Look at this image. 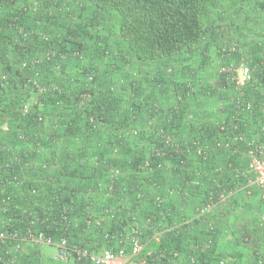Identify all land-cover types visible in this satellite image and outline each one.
Returning a JSON list of instances; mask_svg holds the SVG:
<instances>
[{"label": "trees", "instance_id": "obj_1", "mask_svg": "<svg viewBox=\"0 0 264 264\" xmlns=\"http://www.w3.org/2000/svg\"><path fill=\"white\" fill-rule=\"evenodd\" d=\"M87 6L91 7L88 16ZM207 9L208 0H0V126L7 122L10 127L8 132L0 129V158L23 148V145H11L12 149L2 146L3 143L16 144L18 133L25 131L28 135L35 134L33 140L29 139V149L32 148L29 160L58 161L56 168H26L31 177H59L60 183L54 186H46L44 182L26 184L28 180H25L26 188L39 185L45 188L39 196L21 195L11 186L7 188L19 206L26 209L32 205L37 210V230L56 239L65 230L64 224L58 221L62 206L70 205L66 210L70 218L66 227L69 242L91 250L116 249L118 239L125 237L135 223L146 248L153 241L154 232L161 233L160 240L153 241L155 246L150 254H144L149 264H259V260L264 264V227L257 223L258 213L264 210H259L247 223L241 222L235 230L229 229L223 219L231 213L228 206L205 214L199 220L189 218L209 189L214 188L208 178L216 176L218 181L231 182L226 162L244 166L246 158L240 153L215 149L205 159L191 152L166 158L150 156L154 173L148 178L140 171L139 166L149 154L150 146H159L165 132L173 133L174 142L184 141L181 137L183 115L190 111L200 116L197 115L202 110L199 102L193 111L189 104L183 107L175 102L171 106L176 98H163L168 107L166 113L158 117L153 131H141L138 135L122 133L125 128L142 127L150 115L147 105L151 98L143 90V81H149L155 90L156 85H161L160 92L168 89V84H172V90L178 95L191 89L186 86L187 81H175L181 74L180 68L177 70L174 66L170 73L163 68L159 74H147L148 79L141 75L140 67L152 62L174 65L175 60L193 54L206 33ZM105 16L116 21L122 44L118 48L110 47L104 36L88 30L89 26L101 24L100 19ZM42 32L47 39L40 37ZM262 48L264 43L250 49L256 60ZM48 51L53 55L47 57ZM75 51L80 54L76 55ZM23 62L25 66L21 67ZM56 65L59 70L54 69ZM135 67L140 71L138 79L130 76V69ZM190 70L184 72L185 77ZM34 73H38L40 90L27 80ZM88 73L93 75V84L87 81ZM258 77L264 82V73L261 76L256 73L255 78ZM30 93H37L36 102L27 100ZM245 97L257 102L259 95L248 87ZM26 101L30 110L23 115L19 107ZM39 114L44 116L45 123L56 126L49 129L47 135L42 131L47 124L40 125ZM159 127L165 131L157 134ZM201 127L206 139L202 142L210 146L215 125L206 121L200 126L192 125L191 129ZM55 138L59 145L53 141ZM36 141L53 145L48 157L37 148L35 151ZM112 146L118 149L115 156L111 153ZM101 160L123 170L110 194L106 189L108 166ZM168 161L174 168H167ZM217 163H223V173L213 171ZM157 164L161 167H156ZM194 180L197 185H193ZM169 190L173 193L169 194ZM183 190L188 194L182 196ZM138 192L143 198H137ZM155 194L163 198L162 203L154 201ZM255 196L257 194L248 199L241 196L231 200L232 212L240 214ZM102 204L116 209L114 217L105 219L101 226L86 225L84 211L92 209L97 213ZM5 214L11 217L14 212ZM30 217L16 212L12 225L23 235ZM53 218H56L54 222ZM187 219L190 220L185 222ZM229 236L232 238L227 243L235 247L247 249L248 244L253 243L247 260L243 261L239 254L220 245L221 238ZM28 249L27 253H18L17 264L39 263L36 254Z\"/></svg>", "mask_w": 264, "mask_h": 264}, {"label": "built area", "instance_id": "obj_2", "mask_svg": "<svg viewBox=\"0 0 264 264\" xmlns=\"http://www.w3.org/2000/svg\"><path fill=\"white\" fill-rule=\"evenodd\" d=\"M37 24L39 25V22H37ZM40 37L47 39V35L43 32L40 33ZM259 44H261V42H259ZM75 54L79 55L80 53L75 51ZM46 55L49 57L53 55V52L48 51ZM258 56L259 57L256 60L255 57L247 54L239 42H234L227 48L218 49L212 59V64L215 70L214 73L219 79L216 88H213L212 86L209 88L207 85L210 84L201 83L197 77V73L190 70L186 74L184 81H187L186 86L191 87V89L179 95L174 92V90H171L176 98L174 103H170L171 106L174 105L175 102L176 105L181 104L183 107H186V105L189 104L194 111L199 101H195L196 98L188 97L192 96V94L196 96L197 94L195 93L197 92L200 93L202 97H207L203 98L206 101L214 100V98H208L214 90L218 92H231L233 97L230 98L229 101L223 98H215L217 100H214L215 104L213 105L214 108H212V114L215 116H211L212 118L206 116L207 113L211 111L206 104L201 105L203 112H197V115L200 116H195L196 114L194 115V113L190 111L185 112L182 118L184 127L181 136L184 141L180 143L174 142L172 137L173 133L166 130L167 132L164 133L166 135L161 144L159 146L152 144V146H150L149 154H146L144 162L139 166L142 174L150 178L155 169L154 164H151L150 162V156L166 158L172 154L182 156L184 152H191L197 154V156H202V158L205 159L212 150L224 149L231 153H240L246 158L244 166H237L231 161L226 162V169L231 171V182L224 181L223 183L218 181L216 176L208 178V180L214 183V188L209 189L208 195L202 204L195 208L194 213L189 217L190 219L199 220L205 214L221 211L227 206L229 209L230 201L240 198L241 196L248 199L254 194H257L259 199L264 201V82L261 77L255 78L256 73L260 76L264 73V48L259 51ZM24 66L25 62L21 64V67ZM173 67L174 65L167 64L165 66L166 72L170 73ZM54 69L59 70V66L56 65ZM130 70L131 71L129 72L132 78L138 79L140 77V71L138 68L135 67V69L131 68ZM37 76L38 73H34L33 77L27 78V80L40 90L42 87L39 86ZM2 77L4 78L3 75ZM87 81L92 84L94 83L93 75L91 73H88ZM53 86L57 89L55 85ZM205 86H207V88ZM201 87L204 88L199 91ZM248 87H252L258 93L259 98H257V102L245 97L246 89ZM161 89V85H156V93L158 97H155L156 95L154 98L148 97L151 99H148L149 105L147 106L151 110L144 125L142 127L132 126L129 129L125 128L122 130L124 135H138L141 131L149 132L154 130V125L156 124L158 117L164 115L166 113V108L168 107L164 102V99L159 96V94H161ZM141 98L143 97L141 96ZM19 108L21 114H28L30 104L26 101L22 103ZM256 114L258 116L257 118H255ZM37 119L41 123L40 125L43 126L45 123L44 116L39 114ZM206 121H212L215 125V136L212 138L213 141L210 146L207 142H202V139L206 140L203 138L205 133L203 127L196 128L195 130L191 129L192 125L200 126ZM52 128H56V126L53 125L49 129ZM0 129L8 132L10 127L8 123L5 122L0 126ZM48 130L42 129L46 135L50 133ZM162 131L165 130L159 127L156 132L159 134ZM34 135L35 134L28 135L25 131H20L17 135L18 139L16 144L11 143L10 145H5L6 143H3L2 146L9 149L11 148V145H14V147L23 145V148L20 149L24 150L18 152L20 149H17L16 152L10 153L9 156L0 158V264H17L18 253L21 251L23 252L26 243L33 246H54L55 253L53 259L58 262L72 260L74 264H149L146 261L144 254H150L151 250L147 249L146 244L141 241L140 230L135 223H132L129 232H126L124 235L125 237L118 239L119 246L116 249L103 248L99 251L91 250L77 243L69 242V235L66 227L70 218L69 215L66 214V210L70 209V205L62 206V212L58 221L59 224H64L65 230L63 229L56 239L51 235L45 234L42 230H37L35 228L39 221V217L35 212L37 210L33 209L32 205H28L30 207H27L26 209L19 206L15 203L12 194L7 189L11 186L17 190L16 193L20 192L21 195H24L23 193H29L39 196L41 191H45V188L39 184V187L31 186L26 188L24 185L25 180L29 181H27L26 184L32 182H44L47 184L46 186H54L55 183L57 184L59 177L56 178L55 176L50 175L45 178H38L36 176L31 177L26 172L28 166H31L32 169H39L36 167H40V169L46 167L56 168L58 166V161L56 159L47 161L41 160L42 158L38 159L39 161L28 159L29 152L32 151V148L29 149V142L33 140ZM30 138L31 140H29ZM53 141L56 142V145H59L57 138ZM34 146L35 151L37 148L39 153L45 156L47 155V157L51 153L50 148L53 147L52 144L46 146L39 141H36ZM241 146L242 149H240ZM110 149L113 156L118 153L116 146H112ZM101 162L108 166L107 179H109V181L106 189L110 194V191H112V188L114 187L115 180L123 174V170L105 162L104 160H101ZM95 163H97V160H95ZM215 165L213 171L219 173L224 172L223 163H217ZM166 166L167 168H174L170 161L167 162ZM156 167L161 166L160 164H157ZM205 176L207 175L205 174ZM58 183H60V181ZM192 183L193 185L198 184L197 180H194ZM61 184H63V182ZM172 193L173 191L169 190V194ZM186 194H188L187 190H183L182 196H185ZM136 196L138 199L143 198V194L140 192H138ZM154 201L156 203H162L163 198L160 195L155 194ZM8 211L14 212V215L11 217L7 216L5 213ZM16 212L27 213L31 216L27 224H25L23 235L12 225L13 221H15ZM84 212V222L86 225L94 224L96 226H101L105 219L114 217L116 209L112 206H105L102 204V208L97 213L92 211V209H86ZM190 219H187L185 222ZM55 220L56 218H53L51 221L54 222ZM211 223H209V225H211ZM257 223L258 226L264 227V211L258 213ZM76 224L77 222L75 225ZM160 234L161 233L159 232H154L152 240L158 242L160 240ZM206 246L207 244L205 247ZM175 255L176 254H174V256ZM159 256H162V254ZM259 264H261L260 260Z\"/></svg>", "mask_w": 264, "mask_h": 264}, {"label": "rangeland", "instance_id": "obj_3", "mask_svg": "<svg viewBox=\"0 0 264 264\" xmlns=\"http://www.w3.org/2000/svg\"><path fill=\"white\" fill-rule=\"evenodd\" d=\"M90 9V6L86 7V16L91 15ZM101 17L99 16V18ZM100 20L101 24L98 23L94 27L89 26L88 30H90L91 34L98 33V36H104L106 40H108L110 47L118 48L119 46H121L122 44L121 40H119L118 28L115 19L112 17L105 16L104 19L102 18ZM205 26L207 28L206 31L211 35L210 38L213 37L215 39V41H212L216 45V52L220 48H227L231 46L234 42H239L240 45L246 51V53L252 55L250 49L258 45L259 40L256 39V37L257 35H260L262 31H264V0H208V9L207 16L205 19ZM215 30L220 33L218 37L212 36L213 34L218 35L217 33H215ZM176 61L177 60H175L174 65L178 66ZM210 63L212 62H209L208 65L206 64L207 67H209L210 65L213 66V64ZM134 64L137 66L136 63ZM165 66L166 63H163L162 67L164 69ZM179 68L180 67H177V70H179ZM184 74L185 73L181 71V74H179V76H183ZM212 76H214V74ZM166 86L168 87V89H171L169 84ZM210 86H212L213 88L217 87V85L215 84ZM148 89L151 90V88ZM143 90L145 91V93H149L146 87H144ZM21 94H23V92H21ZM30 94L31 96L33 95V98H37V93ZM195 94L199 93L197 92ZM169 96H171V94ZM232 97L233 95L231 92H218L214 90L213 92H211V95L208 98H214V100L215 98H223L229 101V99ZM171 98L175 97L172 96ZM188 98H196V96L192 94V96H189ZM258 212V209H249V211L247 212L248 216H245L248 218H244V216L238 214V212H231L229 216L228 214L226 216H223V219L226 224H233V222L239 220L240 218L242 219V221H240L239 223H247L251 219H254ZM238 226H240V224ZM231 238V236H229L228 238L226 237V245L224 248L230 249L239 254V256L242 257L243 261L247 260L253 247V243L250 242L248 244L249 247H247V249H245V246L235 247L232 246L231 243H227L228 241H231ZM154 246L155 243H153V241H150L147 244V249L151 250L154 248ZM27 247L29 248L28 250H31L33 252V254H36L39 260L38 264H46L45 259L47 258V248L49 246L44 245V247L46 248H43L41 247V245H28L23 248V252L27 253ZM243 264L245 263L243 262Z\"/></svg>", "mask_w": 264, "mask_h": 264}, {"label": "crops", "instance_id": "obj_4", "mask_svg": "<svg viewBox=\"0 0 264 264\" xmlns=\"http://www.w3.org/2000/svg\"><path fill=\"white\" fill-rule=\"evenodd\" d=\"M215 33H217L218 35L213 34L212 36L218 37L220 35V33L216 30H215ZM210 37H211V35L206 31L205 35L202 38L203 41L200 42L198 48H196V50L193 52V54L179 58V61H176L178 66H176V65H174V66L176 68L180 67V69L182 70L183 73L187 69L190 68L195 73H197V77L199 78L201 83H206V84H210V85H214V84L217 85L219 83V79L216 77V75L214 73L215 70H214L213 66L210 65L209 67H207L208 63L212 62V59L214 58V56L216 54V45L212 41V40L215 41V39L213 37L212 38H210ZM256 39H258L259 42H261V44H263L264 43V31H262L260 35H257ZM194 59H195V61H194ZM163 63L164 62H161V63L160 62H152V63L146 64V65H143L140 67L141 73H143V76H146V78L153 75L154 73L159 74L163 69V67H162ZM210 64H212V63H210ZM213 74H214V76H212ZM184 78H185L184 75L179 76L178 78L175 79V81L176 80L183 81ZM169 86L171 89H164V91H162L161 94H159V96L161 98H166V97L171 98L172 96L174 97L173 93L171 92L173 86H172V84H169ZM142 87L147 88V91L149 93L148 94L145 93V94L148 97L154 98L155 95H156L155 97H158L155 88L153 87V85L151 83H149V81H143ZM148 88H151V90H149ZM169 93L171 94V96H169L170 95ZM36 99L37 98H33V95L31 96V94H30V96L28 97L27 100L29 102L33 103V102L37 101ZM215 100H217V99H215ZM195 101H199V104H198L199 108H201L202 104H204V105L206 104V106L208 105L207 107H209L211 109V111H209L206 116H209V118H212L211 116H215L214 114H212V112H213L212 108H214L213 105L215 104L214 100L206 101L203 99L202 95L199 93L196 95ZM164 102L167 104V101L164 100ZM198 112L200 113L203 111L199 110ZM46 124H47V127H44V129L48 130L49 128H51L49 123L46 122ZM249 209L250 210H252V209L264 210V202H261L257 196L251 198L249 203L246 204L243 209H241L240 215L244 216V218H248L245 216H248L247 212L249 211ZM227 210L232 212L231 208L227 209ZM228 214H231V213H228ZM240 221H242L241 218L239 220H236L235 222H233V224L229 223L228 224L229 229L235 230L239 224L241 225V223H239ZM220 245L222 247L226 245V239L225 238H221ZM47 246H49V247L47 248L48 254H47V258L45 259L46 264H74L72 260H68L66 262H58V261L54 260L53 255L55 253V247L50 246V245H47ZM41 247L46 248V247H44V245H41ZM227 250H230V249H227Z\"/></svg>", "mask_w": 264, "mask_h": 264}, {"label": "clouds", "instance_id": "obj_5", "mask_svg": "<svg viewBox=\"0 0 264 264\" xmlns=\"http://www.w3.org/2000/svg\"><path fill=\"white\" fill-rule=\"evenodd\" d=\"M38 246H40V245H38Z\"/></svg>", "mask_w": 264, "mask_h": 264}]
</instances>
